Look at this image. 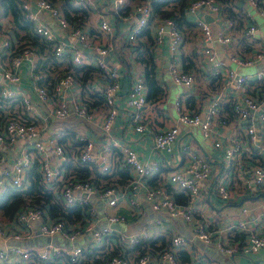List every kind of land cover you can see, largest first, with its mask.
I'll list each match as a JSON object with an SVG mask.
<instances>
[{
    "label": "built area",
    "instance_id": "2783aa9c",
    "mask_svg": "<svg viewBox=\"0 0 264 264\" xmlns=\"http://www.w3.org/2000/svg\"><path fill=\"white\" fill-rule=\"evenodd\" d=\"M75 3L82 4L91 9L96 8L99 0H72ZM116 10L119 16H125L131 11L125 13L119 12L118 8L126 0H107ZM247 6L243 7L242 12L245 15V25L240 34L233 33L226 27H220L213 31L210 22L202 15L195 19L199 31L200 43L195 47V53L202 58H206L213 63L210 72L216 74L220 72L219 67L223 60L217 58L215 50L209 44L212 39L218 42H230L240 36L252 38L256 35L257 23L252 11L257 10L264 18V0H247ZM152 0H136L132 2V9L139 12L138 17L129 26L124 35L123 42L128 44L129 52L134 50L137 42V34L148 27L155 42H162L167 37V46L170 53L169 71L172 80L184 88H187L194 81V73L184 67H178V55L181 43L184 40V33L176 23L173 17L169 15L162 16L152 11ZM34 5L38 8L47 10V12L64 28L67 35L59 36L37 16V10L31 9L29 0H23L22 6L27 11V16L32 20V31L40 36L47 46H50L57 56H63L70 52L73 63H82L83 47L93 48L97 54L96 64L100 69L103 85L99 87L98 93L109 101L108 105L102 110V141L97 149V155L94 156L92 148L94 141L91 138L80 137L83 142H74L70 151L64 141L55 137L49 139L51 150L57 160L51 163L45 158L46 149L44 142L39 139V133L42 124H39L32 115L34 104L29 94H23L13 83L20 79V64L23 59L28 58L32 68L31 79L34 85L35 95L45 100L49 97L48 88L41 82L42 75L37 69V63L32 58L31 48L22 46L17 53H10L15 35L11 22L5 19V23L0 20V72L2 80L0 81V98L9 99L17 96L21 97L23 108L20 111H10L4 115L0 123V143H12L17 137H36L32 140L31 146L21 150L14 156H8V153L0 150V195L9 187H25L27 185V171L34 161L39 164V178L43 186L51 191L55 198H59L66 206H78L82 212L81 219L70 220L62 216H56L51 219H44L40 222L39 228L43 233H60L65 238H74L80 233L86 232L92 228L90 221H85L92 215V205L90 204V194L107 196V202L110 205L118 203L123 196H127L130 207L138 212L137 200L134 196L138 187H143V193L150 200L155 209H163L171 214H181L188 221L197 235L202 239L214 240L217 247L229 254L247 253L257 250L264 246V204L258 209L263 229L252 227L245 218L237 219L234 227L244 232L242 239L227 238L223 239L220 235L216 237L213 230L209 228L208 222L204 217L194 216L192 200L200 193L201 185L212 175V167L208 161L202 157L189 144L183 143L181 150L187 155V162L183 169H173L169 172L166 181L171 184L175 190L183 193L184 201H178L174 193L167 190L164 183H150L149 179L159 171V160L155 157L142 159L133 145L126 141H121L110 132V127L118 113V106L115 97L120 86V71L114 67L106 55L114 47L110 38L113 33L110 21L103 16H99V28L107 36L100 40L91 36L89 29L82 23L68 22L59 8L50 0H35ZM205 8L220 15L222 13L221 2L218 0H189L186 5V12H198ZM1 12V4H0ZM2 14H0V18ZM227 26H231L232 20L226 19ZM126 44V45H127ZM8 54L7 60L5 56ZM264 55V48H254L250 54L233 53L230 54L231 60L235 64L249 65ZM225 82L234 88H243L250 83L256 84V90L253 93L243 90L236 94L231 102L233 114L243 122L245 137L248 143L254 146L252 149L259 156L261 162L252 164L251 175H244V183L247 187L259 189L264 196V67L255 69L252 75L238 72L233 66L225 65ZM76 80L71 72H66L53 83L52 94L58 96L59 102L51 107L45 114L44 119L49 116L63 118L74 113L83 118H89L91 111L81 98H76L72 104L64 100V93L75 84ZM129 105L131 108V122L133 128L137 131H146L148 124L145 120V108L148 103L147 87L144 75L136 74L133 76L130 87L127 92ZM173 104L177 114V121L185 124H198L204 136H210L215 124L224 123V118L220 114V98L218 95L212 96L207 102L205 113L188 108L181 96L173 99ZM177 123H172L166 127L159 128L152 133L153 144L157 149H170L172 143L178 134ZM214 145L222 147L223 157L226 163L234 161L236 156L242 150V141L239 136L232 137L229 141L221 142L214 140ZM74 156L80 163L90 166L93 161L97 162L98 169L102 173H111L121 169H127L137 174L122 184L109 182L108 184L97 185L92 178L77 177L65 174V162ZM232 173L230 167L223 170L216 177V191L221 200H227L232 195ZM251 189V188H250ZM248 207L243 206L246 210ZM44 214L41 207L30 205L21 206L14 214L13 218L21 225L25 232L30 229V219H35ZM107 220L125 221L126 216L115 211L106 212ZM109 225L101 228H94L95 242H102L107 235L111 233ZM24 232V233H25ZM7 234L4 226L0 222V236ZM14 236H19L20 231L14 230ZM118 237V235H117ZM153 236L149 234L146 228L131 233L125 247L140 248L137 257L138 264H147L155 256L165 260L168 264H190L181 259L176 249L182 246L186 237L180 233H171L166 246L153 250L151 246H144L143 243L152 240ZM84 247L81 244L73 245L67 252V262L70 264L80 263L83 259ZM58 253L52 243L48 242L41 249L30 248L20 244H7L5 241L0 243V264H9L14 261H23L33 257L41 261L52 260ZM92 264H132L126 250L123 253L112 255L103 263ZM206 264V263H202ZM249 264H263L250 261Z\"/></svg>",
    "mask_w": 264,
    "mask_h": 264
},
{
    "label": "crops",
    "instance_id": "0c3cea01",
    "mask_svg": "<svg viewBox=\"0 0 264 264\" xmlns=\"http://www.w3.org/2000/svg\"><path fill=\"white\" fill-rule=\"evenodd\" d=\"M29 1L31 7L35 6V0ZM134 1L136 0H126L124 4L119 6V12L125 13L124 10L131 11V13H128L125 16H119L115 11L116 9L107 0H99L97 7L88 9L83 18L84 24L89 29L91 36L100 40L105 39L107 35L99 28V16L101 14L106 16L112 25L113 33L110 34V38L114 43V47L107 54V58L109 62L120 71V86L115 97V102L118 106V113L110 127V132L121 141L131 143L138 151L140 158H157L159 160V171L155 176L150 178V182L155 184L164 183L167 190L172 191L175 195L179 194V197L181 198L180 200H183L184 198L183 193L175 190L166 179L171 170L184 168V165L187 162V155L181 150V146L183 143H189L212 167V175L207 181L202 183L200 193L192 200L194 216L204 217L208 222L209 228L213 230V234L216 237H219L220 235L223 239L243 238L244 232L234 227V222L240 218L247 219V222L256 229H263V223L261 222L258 209L264 204V196L259 189L247 187L243 178L244 175H251L252 164L254 162L261 161L259 156L252 149L254 146L252 144L250 145L245 137L243 122L233 114L231 108V102L236 94L241 93L243 90L253 93L256 90V84L250 83L243 88H234L227 84L225 82V65L233 66L238 72L247 75H252L255 69L264 67V55L249 65L235 64L230 58V54L233 53L247 55L250 54L254 48H264V18L256 9L252 11L258 25L256 35L252 38L240 36L227 43L218 42L215 39H212L209 42L215 50L217 58L223 60V64L219 67L220 72L212 74L210 70L213 67V63L195 53V47L201 41L195 19L198 15H202L210 22L214 32L223 26L233 33L240 34L245 25V15L243 14L242 9L247 6L248 1L243 0L239 2L237 0L240 11L243 15L241 22L226 16L223 12L218 15L205 8L200 9L196 13L185 11V17L190 21V25L179 26L184 33V40L180 46L178 67H184L183 62L190 63V69L195 76L194 81L187 88L176 84L172 80L169 71L171 60L167 46V37L165 36L162 42H155L153 48L155 73L159 84L163 88L164 95L161 99L155 102L149 101L147 103L144 116L148 128L146 131H137L133 128L131 122V108L127 92L133 76L142 71V65L135 60L134 54L130 52L126 54L127 62L120 55V52L123 50L122 43L125 37L124 35L129 29V26L139 15L138 11L132 9V2ZM0 14H2V11ZM37 16L41 21L47 24L56 35L64 37L67 35L66 30L58 24L47 10L38 8ZM5 19L9 20L10 15H2L0 18L3 23H5ZM226 19L232 20L231 26H227ZM36 41L37 42H33L31 39L19 40L15 36L11 47L13 48V46L19 44L25 46L29 45L32 52V58L41 69L42 83L50 92L49 97L45 100H41L35 95L34 85L31 79L32 68L28 58L22 60L20 64V79L12 85L19 89L21 93L29 94L32 97V102L34 104L32 115L39 124H42L38 138L45 144V158H47L50 164L57 162L51 150V145L49 144V139L51 137L64 141L63 143L70 151H73L72 145L74 142H77L75 140L78 138H91L94 141L92 152L94 156H96L103 135L102 110L106 108L107 102L101 100L99 96L90 93H82V86L79 81H76L75 84L64 93V100L68 104H72L76 98H83L86 103H91L89 104L91 116L89 118H83L71 113L63 118L49 116V118L44 119V114L51 107L57 105L60 99L58 96L52 94L51 89L53 81L58 74L63 73V71H66L71 67L72 61L68 56H56L53 52L51 53L52 50L49 46L44 44L40 37H38ZM82 50L83 57L81 64L89 66L91 70L93 69L92 77L88 81L89 88L92 91L98 92L99 87L103 85V79L101 77L100 69L96 64L97 54L93 48L82 46ZM11 51L12 49L10 52ZM68 54L70 55V52H68ZM7 58H9L8 54L5 56V60L8 62ZM126 63H129V65ZM1 80L2 77L0 72V81ZM216 95L220 98L219 115L224 118L225 121L222 124H215L210 136H204L202 129L198 124H185L177 121V114L173 104L174 97L181 96L188 108L195 111H202L204 114L207 102L212 96ZM22 108L23 104L20 96L9 99L0 98V123L6 113L10 111H20ZM172 123H177L179 128L177 137L172 143V147L168 150L157 149L153 144V131L166 127ZM71 135L73 137H70ZM62 136H64L63 140L61 139ZM234 136H239L241 138L243 148L240 151V154L236 156L235 160H232L228 164L223 157L222 147L215 146L214 140L218 139L221 142H226ZM31 144V138L17 137L12 143L7 144L1 142L0 150L8 153V156L11 157L18 154L21 150L31 146ZM65 164V174L68 173L74 176L89 175L93 180L97 179L99 185L109 182L122 184L133 176L137 177L135 172H133L132 176V171L127 169L113 171L111 173H102L98 169L97 162L93 161L92 164L88 166L80 163L73 155L70 156ZM228 167H230L231 172H233V193L229 199L221 200L216 191V177ZM38 169L39 164L37 161H34L26 173L27 179L30 171L36 172L39 176ZM95 196L106 197L101 206L102 215L105 217L106 212L112 211L124 214L126 220L123 222L127 223L129 229L132 228L130 230L131 233L146 228L149 234L153 236L151 246L155 250L169 239L171 233L178 232L186 237V241L182 246L176 249V253L181 259L188 261L190 264H249L252 260L264 264V246L247 253H226L217 247L214 240L206 241L199 237L191 224L186 221L181 214H171L166 210L153 208L150 200L147 199L143 193V187H138L134 194L137 200V213L133 211L132 207H130L126 195L115 205L108 204L107 196ZM89 201L93 210L92 215L85 221H90L92 226L91 229H93L94 226L102 220V216L96 211L93 202H91V200ZM243 206H247L248 208L243 210ZM147 215L150 217L145 219V216ZM38 218L39 220L33 223L29 222L30 229L27 232L21 228V225L13 217L1 218L0 222L7 231V234L0 236V243L5 241L9 244L8 240L10 238L29 241L28 238H30L33 231L40 229V222L44 219H51L53 216H50L48 212H44V214ZM138 225L140 227L137 228ZM110 228L112 230L111 233L100 243L95 242L94 239L87 236L86 232H83L72 239H80L83 234L86 233L84 235L85 242L78 241L72 243L71 247L75 244L83 245V261L94 260V258L100 256L107 249H115L117 252L126 250L132 264H138L137 257L140 253V248L138 246L125 247L128 240L124 239L123 231L118 227H113L111 224ZM14 230L20 231V235L14 236L12 234ZM59 235L60 236H52L53 238L50 242L58 249V253L52 260L41 261L30 257L20 262L27 263L31 260L35 261L36 264H44L46 262H66L67 252L71 247H68L64 243L62 234L59 233ZM196 237L201 239L203 243L198 244L196 242ZM20 245L36 248L34 245ZM43 247L44 245L41 248ZM86 250L94 251V253L87 254ZM147 264H168V262L161 260L154 255L152 260Z\"/></svg>",
    "mask_w": 264,
    "mask_h": 264
},
{
    "label": "trees",
    "instance_id": "16d2710c",
    "mask_svg": "<svg viewBox=\"0 0 264 264\" xmlns=\"http://www.w3.org/2000/svg\"><path fill=\"white\" fill-rule=\"evenodd\" d=\"M22 1L23 0H0L2 15H7V14L10 15V22L14 31V35L19 40L31 39L33 42H37L36 40L40 36L34 34V32L32 31L33 23L32 20L27 16V11L25 8H23ZM50 1L59 8L61 13L70 23L71 22L82 23L84 14H86L88 10V8L84 7L82 4L75 3L72 0H50ZM218 1L221 2L222 12L226 16L230 18H234L237 21L241 22L243 15L240 11V7L237 3V0H218ZM188 2L189 0H152L151 6H152V11L154 13H158L162 16L169 15L173 17L176 23L178 24V26L181 27L184 25H190V21L185 17V8ZM122 44H123L122 45L123 50L120 52V55L127 62L126 54L129 53L128 44L126 43L127 44L126 45L124 42ZM154 44H155V38L151 35L149 28L144 27L137 34V42L135 43L134 50L130 52L134 54L135 60L142 65V71L140 72V74L144 75V79L147 87L148 102L149 101L155 102L161 99L162 96L164 95L163 88L159 84L155 73V63L153 59ZM22 46L25 45L19 44L17 46H13V48L10 47L12 49L11 51L12 54L17 53ZM49 48L52 50L50 46ZM52 52L54 55H56L53 50L51 51V53ZM63 56L70 57L68 53H66ZM183 63H184V68L189 69L191 71L190 63H185V62ZM126 64L129 65V63ZM37 69L38 71L41 72V69L38 64H37ZM92 71L93 69L91 70V68L85 64H81V63L76 64L72 62L71 67H69L66 71H63V73L58 74L55 77L54 81L56 80V78H58V76L66 72H71L74 75L75 80L77 82L78 81L80 82L82 86V93H90L92 95L99 96V98L101 100H105L108 105L109 103L108 100L103 98V96H101L98 92L92 91L89 88L90 86L88 85V81L92 77L93 74ZM51 90H53V86ZM85 104L87 105L88 108H90L89 104L91 103L85 102ZM70 137L73 136L71 135ZM61 139L63 140L64 136H62ZM75 141L83 142V140L79 138ZM80 177L92 178L89 175H81ZM94 183L99 185L97 179L94 180ZM175 197L178 201H182V202L184 201V198L183 200H180L181 198L179 197V194H176ZM23 205L41 207L44 210V212H48L50 216L53 217L62 216L70 220H79L83 215L80 210V207L66 206L62 203V201L59 198H55L51 193V191L45 188L43 184L40 182V178L37 175V173L33 171L29 172L27 185L25 187L23 188L9 187L0 195V216H2V218L13 217L15 212ZM151 242L153 241L150 240L149 242H147V244L146 243L143 244L144 246H148V245L151 246ZM167 243L168 240L160 247L166 246ZM86 253L93 254L94 251L86 250ZM120 253H123V251L117 252L115 249H109V250L107 249L100 256L94 258V260L83 261L82 259L81 262L77 264L103 263L107 261L112 255L120 254ZM11 264H36V262L33 260L28 261L27 263L14 261ZM44 264H70V263L67 262L66 260V262L63 263L46 262Z\"/></svg>",
    "mask_w": 264,
    "mask_h": 264
},
{
    "label": "rangeland",
    "instance_id": "374dc122",
    "mask_svg": "<svg viewBox=\"0 0 264 264\" xmlns=\"http://www.w3.org/2000/svg\"><path fill=\"white\" fill-rule=\"evenodd\" d=\"M105 198L106 197H96L94 194H90V196H89V199L91 200V202H93L96 211L99 212L100 215L102 216V218H101L102 220L98 224H96L94 226V228H101L104 225H109L110 226V224H111L113 227L120 228L123 231L124 239L128 240L129 239V234L131 233L130 230L132 228L129 229L127 227V223H124L123 221H111L110 222L109 220H107V218L104 215H102L101 206H102V203L105 200ZM149 217L150 216L147 215V216H145V219H148ZM1 218H2V216H0V220H1ZM37 220H39V218L30 219V222L33 223V222H35ZM138 227H140V226L138 225L137 228ZM94 228L86 231L87 236L91 237V239L95 238V235H94V232H93ZM85 234H83L82 238H80V239L75 238V239L70 240V238H65L63 235H62L63 237L62 236L61 237L63 238L64 243L68 247H71L72 243H76L78 241L79 242H85V239H84V235ZM52 236H60V235H59V233H54L53 235L45 234L40 229H36L35 231H33V233L31 234L30 238H28L29 241H24L23 239L10 238L8 240V242H9V244L10 243H20V244H26V245H34V246H36V248H41L46 243L51 242V240L53 238ZM196 242L198 244H202L203 243V241L201 239L197 238V237H196Z\"/></svg>",
    "mask_w": 264,
    "mask_h": 264
},
{
    "label": "water",
    "instance_id": "95a60500",
    "mask_svg": "<svg viewBox=\"0 0 264 264\" xmlns=\"http://www.w3.org/2000/svg\"><path fill=\"white\" fill-rule=\"evenodd\" d=\"M238 1L240 2V1H243V0H238ZM31 9H32L33 11H36V10H37V7H36V6H32ZM206 15H207V14H206ZM206 15H205V17L207 18L208 15H207V16H206ZM106 57H108V55H106ZM31 139H32V140H35L36 137H31Z\"/></svg>",
    "mask_w": 264,
    "mask_h": 264
}]
</instances>
